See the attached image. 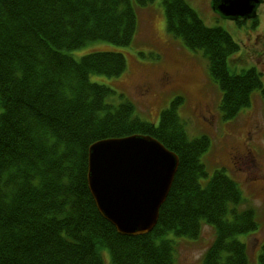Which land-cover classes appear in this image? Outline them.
<instances>
[{"label": "trees", "instance_id": "trees-1", "mask_svg": "<svg viewBox=\"0 0 264 264\" xmlns=\"http://www.w3.org/2000/svg\"><path fill=\"white\" fill-rule=\"evenodd\" d=\"M161 1L168 33L202 52L221 91L222 120L246 108L254 90L264 94L257 71L228 69L238 48L228 31L206 26L184 0ZM135 30L130 0H0V264H102V249L113 264H174L166 235L192 238L201 221L215 232L201 264H248L237 236L257 228L255 213L240 209L245 199L224 169L200 181L206 140L186 135L182 98L156 125L145 122L122 94L117 105L112 89L89 81L121 75V53H68L99 40L127 46ZM131 134L157 139L179 159L155 226L137 236L117 233L99 214L86 180L89 146ZM257 264H264V240Z\"/></svg>", "mask_w": 264, "mask_h": 264}, {"label": "rangeland", "instance_id": "rangeland-1", "mask_svg": "<svg viewBox=\"0 0 264 264\" xmlns=\"http://www.w3.org/2000/svg\"><path fill=\"white\" fill-rule=\"evenodd\" d=\"M208 27L219 26L230 33L237 50L228 59V69L241 73L254 69L264 87V0L253 18L228 20L214 12L211 0H184ZM136 15V30L127 46L95 41L68 52L75 59L96 51L121 53L125 71L117 77L90 74L89 81L115 92L112 102L132 103L141 120L156 125L161 111L176 97L182 98L177 114L189 139L205 137L200 157L206 183L217 169H224L245 199L240 209L253 208L257 228L237 238L247 249L248 264H257L264 240V94L251 93L250 103L234 119L222 120L221 91L210 78L200 50L192 51L168 33L161 0L138 6L130 0ZM207 145V146H206ZM173 242L174 264H201L215 238L211 225L201 221L192 238L167 234ZM102 264H113L108 250H101Z\"/></svg>", "mask_w": 264, "mask_h": 264}, {"label": "water", "instance_id": "water-1", "mask_svg": "<svg viewBox=\"0 0 264 264\" xmlns=\"http://www.w3.org/2000/svg\"><path fill=\"white\" fill-rule=\"evenodd\" d=\"M261 0H211L228 20L256 15ZM178 156L144 134L93 142L87 154V186L99 214L117 233L137 236L156 224L178 168Z\"/></svg>", "mask_w": 264, "mask_h": 264}]
</instances>
